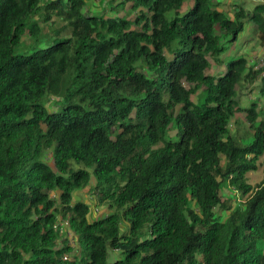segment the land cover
<instances>
[{"label": "trees", "instance_id": "16d2710c", "mask_svg": "<svg viewBox=\"0 0 264 264\" xmlns=\"http://www.w3.org/2000/svg\"><path fill=\"white\" fill-rule=\"evenodd\" d=\"M117 1L0 0V264H264V118L238 100L262 69L209 73L248 23L264 45V2Z\"/></svg>", "mask_w": 264, "mask_h": 264}, {"label": "rangeland", "instance_id": "374dc122", "mask_svg": "<svg viewBox=\"0 0 264 264\" xmlns=\"http://www.w3.org/2000/svg\"><path fill=\"white\" fill-rule=\"evenodd\" d=\"M91 5L93 6L94 9H101L102 8V3L101 0H89ZM120 0L117 1V3ZM236 3H235V2ZM264 2V0H219L217 2L219 4L220 9H224L228 15L234 16L235 11L240 9V8H249L252 10L254 6L258 3ZM111 5L113 4H108L106 5V8L109 10L111 9ZM191 6V3H186L183 8L182 12H185L189 9ZM129 12L125 11L120 7L116 12H107L106 14L109 15H120V14H125ZM227 51L221 56V61L216 62L213 58L211 59V67L209 69V73L213 74L215 76V79L217 80L221 75H223L224 71L226 70L228 64L236 59L239 56L246 55L249 57L251 60L252 64H257L256 62L259 60L260 56L264 55V45L261 43V40L259 39V34L256 31V27L254 24L250 23L248 24V30L247 32L242 33L238 40L235 43H228L227 44ZM168 56L171 58L173 57V54L168 52ZM142 62L138 63V66L141 68V70L146 74L147 77L149 78H156L159 76L158 73H155L151 70H149L147 67L141 66ZM260 86H261V77L256 81L254 85H249L246 87V85H242L239 88V94H238V100L241 105L244 107L249 106L253 102H258V111L260 112V118H264V97L260 93ZM204 92L200 91L198 94L193 96V100L196 104L202 103L203 98H204ZM52 103L49 104L50 109H54L55 106ZM231 129L235 134H237L239 137H245L247 139H251V134L253 132V129L250 128L247 118L245 114L238 113L236 117L234 118L232 122ZM180 137L179 133V128L175 125L172 126V129H170L169 133L166 136V139H171V140H178ZM51 154L48 153V163L56 169L55 165L52 163V160L50 158ZM263 160L264 158H260L258 161V169L255 171H251L248 173V182L252 185H256L260 183L263 178H264V165H263ZM77 167V166H76ZM85 200H88L91 202L92 207L94 206L93 209V214L97 216H101L102 214L104 215L106 212H108V208L106 205H97L95 203V200L97 198V195L95 193L92 194V190H87L86 188L82 189L79 191ZM225 194L228 195L230 194L227 190L225 191ZM232 197L236 198L237 201L243 203L246 200V197H242L239 193L232 194ZM68 233V237L70 235V230L66 231ZM118 252H112V256H116ZM112 259V257H111Z\"/></svg>", "mask_w": 264, "mask_h": 264}, {"label": "built area", "instance_id": "2783aa9c", "mask_svg": "<svg viewBox=\"0 0 264 264\" xmlns=\"http://www.w3.org/2000/svg\"><path fill=\"white\" fill-rule=\"evenodd\" d=\"M256 63H257V64H256V68L262 69L261 75L264 77V55H263V56H260L259 60H258ZM68 225H69V224H68L67 221H63V222H62V231H68V230H70L69 227H68ZM73 236H74V234H73V232L70 230V235H69L68 238H69L70 244H71L72 246H75L76 243H75V241H74V239H73ZM65 259H68V257L65 256Z\"/></svg>", "mask_w": 264, "mask_h": 264}, {"label": "crops", "instance_id": "0c3cea01", "mask_svg": "<svg viewBox=\"0 0 264 264\" xmlns=\"http://www.w3.org/2000/svg\"><path fill=\"white\" fill-rule=\"evenodd\" d=\"M221 1H223V0H221ZM215 2L217 3V2H219V0H215ZM235 2V1H234ZM236 3V2H235ZM247 10H250L249 8H246ZM248 24H250V23H248ZM248 24H247V29H246V31L245 32H247V30H248Z\"/></svg>", "mask_w": 264, "mask_h": 264}, {"label": "water", "instance_id": "95a60500", "mask_svg": "<svg viewBox=\"0 0 264 264\" xmlns=\"http://www.w3.org/2000/svg\"><path fill=\"white\" fill-rule=\"evenodd\" d=\"M76 198H77V199H80V197H79V196H77Z\"/></svg>", "mask_w": 264, "mask_h": 264}]
</instances>
